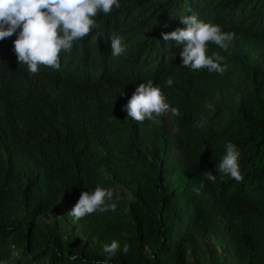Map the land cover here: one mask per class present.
<instances>
[{
    "label": "trees",
    "instance_id": "trees-1",
    "mask_svg": "<svg viewBox=\"0 0 264 264\" xmlns=\"http://www.w3.org/2000/svg\"><path fill=\"white\" fill-rule=\"evenodd\" d=\"M119 2L58 71L29 75L16 36L0 41V264H104L113 240L108 264H184L208 235L233 264H264V0ZM189 9L234 33L228 52L208 44L223 75L182 67L184 45L163 40ZM114 35L123 56L111 55ZM148 80L179 109L174 135L163 116L137 123L123 111ZM228 142L242 182L216 171ZM96 187L113 189L116 210L73 222L67 213ZM58 214L83 235L45 221Z\"/></svg>",
    "mask_w": 264,
    "mask_h": 264
},
{
    "label": "clouds",
    "instance_id": "clouds-1",
    "mask_svg": "<svg viewBox=\"0 0 264 264\" xmlns=\"http://www.w3.org/2000/svg\"><path fill=\"white\" fill-rule=\"evenodd\" d=\"M119 0H0V41L13 35L12 51L18 64L26 65L29 75H39L40 66L51 70L61 68V55L69 53L73 45L92 34L101 27L97 21L100 13L109 15L114 9H119ZM190 15L180 17L183 28L161 33L165 42L176 41L184 45L180 52L181 65L193 72L206 70L209 73H223L227 70L225 57L219 53L208 54V44L212 43L228 52L234 39V33L225 32L219 24L204 22L191 9ZM111 55L120 57L126 54L127 45L123 37L114 35L110 38ZM230 54V53H229ZM167 86L171 87L173 78L168 77ZM127 117L137 123L144 121L158 122L157 117L165 114L180 116L178 108L172 107L167 98L152 80L139 83L127 104L123 106ZM206 120L197 123L203 128ZM216 171L228 175L237 182L243 181L239 169V149L231 142L225 145ZM209 182H215L217 176L207 172L204 177ZM203 187V184L201 185ZM198 191V190H197ZM114 191L96 187L94 191L81 192L79 199L67 213L73 222L99 211L101 213L116 210L113 201ZM119 200V196H116ZM120 244L113 240L104 246L108 253L104 264H108ZM123 252H129V245H123ZM79 257H71L78 259ZM6 264V262H5Z\"/></svg>",
    "mask_w": 264,
    "mask_h": 264
},
{
    "label": "rangeland",
    "instance_id": "rangeland-1",
    "mask_svg": "<svg viewBox=\"0 0 264 264\" xmlns=\"http://www.w3.org/2000/svg\"><path fill=\"white\" fill-rule=\"evenodd\" d=\"M166 130L170 135L175 134V129L171 122V114L163 115ZM47 223H56L58 229L71 234L72 236H82L83 231L79 226H75L71 221L63 219L60 215L48 216L45 218ZM184 264H233L228 255L225 246L218 240L215 235H208L195 248L194 253L191 254Z\"/></svg>",
    "mask_w": 264,
    "mask_h": 264
}]
</instances>
